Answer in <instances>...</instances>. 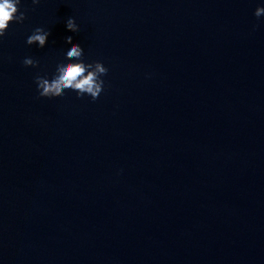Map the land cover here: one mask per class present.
<instances>
[{
  "label": "clouds",
  "instance_id": "clouds-1",
  "mask_svg": "<svg viewBox=\"0 0 264 264\" xmlns=\"http://www.w3.org/2000/svg\"><path fill=\"white\" fill-rule=\"evenodd\" d=\"M40 0H32L33 5L39 4ZM21 0H0V37H3L10 23H22L25 19V13L20 11ZM254 15L260 18L264 15V6H258ZM66 28L72 32H78L80 29L75 19L70 17L66 21ZM255 28V25H254ZM50 31L37 27L33 33L28 36L26 43L28 45L37 44L43 48L48 40ZM66 43L71 47L66 51V63H60L56 67L54 76L49 80L44 76L37 75L35 82L37 90L41 97H60L66 91L76 92L78 97L85 94L96 100L103 91L104 81L101 79L107 74L108 69L101 62L85 63L84 50L72 42V37H66ZM25 66L37 67L39 62L32 58H25Z\"/></svg>",
  "mask_w": 264,
  "mask_h": 264
}]
</instances>
